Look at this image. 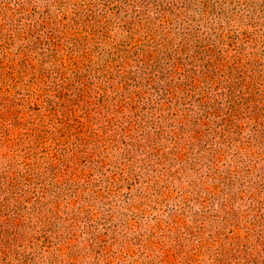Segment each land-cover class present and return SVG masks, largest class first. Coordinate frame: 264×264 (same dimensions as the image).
Wrapping results in <instances>:
<instances>
[{"label": "rangeland", "instance_id": "obj_1", "mask_svg": "<svg viewBox=\"0 0 264 264\" xmlns=\"http://www.w3.org/2000/svg\"><path fill=\"white\" fill-rule=\"evenodd\" d=\"M172 2L0 0V264H189L198 247L200 264H247L209 250L229 210L232 230L243 235L257 215L264 233V0H209L199 12ZM150 37L154 59L198 49L190 75L208 64L211 87L160 97L183 87L178 66L179 80L153 92L150 65L125 53ZM10 188L27 209L4 201ZM175 240L189 252L174 259ZM251 241L250 264H264V238Z\"/></svg>", "mask_w": 264, "mask_h": 264}, {"label": "trees", "instance_id": "obj_2", "mask_svg": "<svg viewBox=\"0 0 264 264\" xmlns=\"http://www.w3.org/2000/svg\"><path fill=\"white\" fill-rule=\"evenodd\" d=\"M173 1L174 2H172V7H174V8L181 7L182 9H185V8L188 9L189 6L186 7L188 4L195 5L194 3L198 2L199 8L201 6H202V8H200V9L196 8L195 12H199L200 10L203 9V7L205 8L206 3L208 5L209 0H190L191 2H187V3H185L186 0H173ZM192 2H194V3H192ZM210 6H211V4L209 3V7ZM209 7L207 6L206 8H209ZM169 14L171 15L170 12H169ZM111 25H112L111 20L106 19L105 23H104V28L106 29L107 27H109ZM125 26H128L127 27V33H131V34L137 33L138 30H143V29H137L138 25L132 24V23H127ZM101 29H102V27H101ZM195 32L193 34L197 40V44L199 45L198 49H201L202 47H203V49H206L207 45L204 43V41L202 39L195 36L196 35ZM155 39H156V37H154V38L150 37V42H149L150 45L146 46L145 49L137 48L139 46V43H142V40L141 39H135L133 41V43L130 44V46L132 48L129 49L128 52H125L128 55H130V59L134 58L135 61H139V62L144 61L148 65H150L149 73H152L151 74L152 78L149 79L150 81L148 80V82L152 83V86L150 89H152L153 92H156L157 94L159 93L160 88H159L158 83L162 84L164 82V80H168L170 84L175 83V81L178 77V66H179V68L180 67L184 68L187 71V72L183 73L184 75L182 78L184 80L181 81L183 87H180V88L174 89V90H172L171 87H169L168 89H164L162 87L163 93H162V95H160V97L162 96V98H165V99L171 97V98H176V100H177L180 97L184 98V96L187 92L186 89L190 90L192 92H196L202 88L201 86H205L206 84L207 85L210 84V87H211V84H212V78L210 77L211 69H206L207 67H209L208 64H207V67H201V68H203V70H201L199 72L198 80H196V79L193 80L194 78L191 77V75H190L191 73H194L193 70L195 69L196 65H198V63H202L201 60L205 59V57H202V55L199 54L200 52H198V49L194 52L191 51L192 52L191 55H188L187 57H184V56L182 57L180 54L181 50H179V48H178L179 45H176V46H172L170 48H164L162 51V54L159 55L158 58L154 59L152 56V47H153V44L155 42ZM61 40L62 39L60 38V40L57 42V44H59ZM214 44H215V42H214ZM217 46H218V44H217ZM194 47L197 48L196 46H194ZM211 47H213V45H211ZM211 47H210V49H211ZM221 47H224V45H222ZM215 49L216 48L213 47V50H211L214 55H215V52H214ZM218 50H219V48H218ZM143 58H145L146 60H143ZM123 59L128 60L129 56H126ZM180 59H181V61L178 62ZM208 59H210L209 60L210 64L212 62L211 66H215L214 64L216 63V61H218L217 58H215L214 60L211 61L212 56H210V53H209ZM155 69H157V71L154 74ZM221 73H223V72L219 68L218 73H217L218 74V76H217L218 80L217 81L223 83V80H225V78H226V74L221 75ZM83 78H85V76ZM199 78L204 80V81H200ZM77 80H79V82H81L82 81L81 76L78 75ZM177 80H179V79H177ZM192 80H193V82H195V85L192 83ZM226 85H228L227 91L233 99L234 98L235 99L236 98L237 99L243 98V97L239 98L238 97L239 94H238V96L236 95L238 89H236L234 87V85H230L227 80H226ZM142 87H143V85L140 86V89H142ZM144 87H146V85ZM145 94L142 96V98H144ZM233 95H234V97H233ZM140 97L141 96H138V98H140ZM118 112H119V110H118ZM151 126H154V125H151ZM169 127L170 126H168V128L160 129L161 133H159L158 135L155 134L153 137H156V138L153 140L160 139V137H162V135H164V133L169 129ZM152 129H156V128L152 127ZM210 130H211V128H210ZM207 134L208 135L211 134V132L209 131L208 128L206 129V136H207ZM161 141H162V143L164 141L167 142L168 139H162ZM178 142H179V140H176L173 142L170 141L168 147L174 146V145L179 146ZM7 199H14V201L22 200V199H20V195L18 194V192H15V190L13 188L9 189V192H7V197L4 198V201H6ZM20 202L21 203L18 205V207L16 209H18V208L20 210L27 209V206H25L24 204H28L29 201L23 200L24 203L22 201H20ZM250 211H252V210H250ZM15 212H17V211L16 210L12 211V217L11 218H13V213H15ZM226 215L228 216L227 219H225ZM244 215H245L244 216L245 220H247L248 216L246 214H244ZM256 218H257V215H254L252 217V220H251L252 222L246 221V223L248 225H244L245 231L243 232V235H242V233L236 232L235 230H232V228H237L239 225L238 224L234 225L232 223L231 211L229 210V211L225 212V214L223 216V221H224L225 226L222 230H223V232L228 230V233L222 234L221 232H215L212 235L211 244H210L211 249L209 250L210 251L209 256L217 253V254L222 255L223 257L225 255H229L234 260H237V261H239V260L248 261L247 264H250V261H255L254 260L255 258L252 257L254 253L248 251L249 245L252 244L251 240H253V241L256 240V244H259L260 242L258 240L261 238H264V233H260V230H259V228H261L263 226H262V224H260V220L258 221ZM202 221H204V220H202ZM202 221H200V222H202ZM15 223H19V221H15ZM48 224L49 223H43V224L41 223L40 224V231L46 232L43 229L46 228ZM41 226H43L42 229H41ZM228 227H230V228H228ZM252 234H253V237L250 238L252 236ZM46 240H47V242H45ZM43 241L46 244H49V245L51 244V238L49 236H44ZM205 242L207 243V241H205ZM185 248H186V246L184 244L181 245V243L179 241L175 240L174 244H171V246H170L169 253L171 252L172 257L175 259V257L177 256V253L179 251L180 252L181 251L184 252L185 250H186V252L188 251ZM199 249L200 248L198 247V248H192L191 250H189L190 254H191V257H190L191 261L189 264H200V263H202V259H204L205 252L203 254V253H201V251ZM203 262H204V260H203Z\"/></svg>", "mask_w": 264, "mask_h": 264}]
</instances>
